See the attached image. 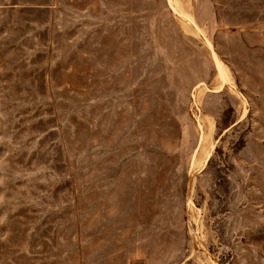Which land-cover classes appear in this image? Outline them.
<instances>
[{"label": "rangeland", "instance_id": "rangeland-1", "mask_svg": "<svg viewBox=\"0 0 264 264\" xmlns=\"http://www.w3.org/2000/svg\"><path fill=\"white\" fill-rule=\"evenodd\" d=\"M0 264H264V0H0Z\"/></svg>", "mask_w": 264, "mask_h": 264}]
</instances>
